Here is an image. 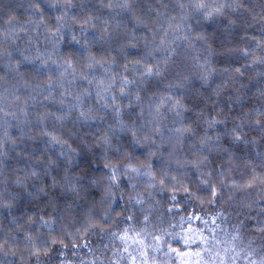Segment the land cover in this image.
Instances as JSON below:
<instances>
[{"label":"trees","instance_id":"1","mask_svg":"<svg viewBox=\"0 0 264 264\" xmlns=\"http://www.w3.org/2000/svg\"><path fill=\"white\" fill-rule=\"evenodd\" d=\"M262 262L264 0H0V264Z\"/></svg>","mask_w":264,"mask_h":264},{"label":"snow or ice","instance_id":"2","mask_svg":"<svg viewBox=\"0 0 264 264\" xmlns=\"http://www.w3.org/2000/svg\"><path fill=\"white\" fill-rule=\"evenodd\" d=\"M206 7H207V6H206L205 4H203V3H197V4H196V8H197L198 10H200V9H205ZM216 11L218 12L219 9H216ZM207 15L210 16L211 13L209 12V13H207ZM145 74H146L147 76L160 75V72H159V70H157V71L154 72L152 68H148ZM177 105H179V102H177ZM111 179H112V180H115V179H116L115 174L112 175ZM186 243H187V241H186ZM197 255H198V253H197ZM262 264H264V262H262Z\"/></svg>","mask_w":264,"mask_h":264}]
</instances>
